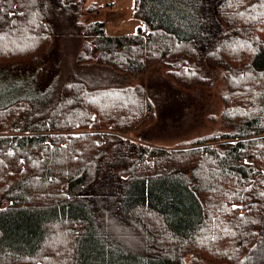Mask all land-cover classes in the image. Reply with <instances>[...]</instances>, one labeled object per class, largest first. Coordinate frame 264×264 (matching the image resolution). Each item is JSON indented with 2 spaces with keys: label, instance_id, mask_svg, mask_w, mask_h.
I'll return each instance as SVG.
<instances>
[{
  "label": "trees",
  "instance_id": "obj_1",
  "mask_svg": "<svg viewBox=\"0 0 264 264\" xmlns=\"http://www.w3.org/2000/svg\"><path fill=\"white\" fill-rule=\"evenodd\" d=\"M87 3L0 0V70L73 28L78 62L141 78L71 80L53 101L0 91V264H191L196 249L264 264V0H135L130 35L79 22ZM155 65L187 90L222 68L221 128L173 147L133 137L155 118Z\"/></svg>",
  "mask_w": 264,
  "mask_h": 264
},
{
  "label": "rangeland",
  "instance_id": "obj_2",
  "mask_svg": "<svg viewBox=\"0 0 264 264\" xmlns=\"http://www.w3.org/2000/svg\"><path fill=\"white\" fill-rule=\"evenodd\" d=\"M135 0H88L82 8L87 14L79 18L85 23L90 18H101L108 35H130L137 32L142 21L135 15ZM92 6V7H91ZM100 14V16H99ZM72 30V31H70ZM58 29L52 37L49 50L35 60L0 70V91L12 88L18 95L47 94L48 100L57 97L60 88L71 80L84 81L90 87L112 84L128 85L140 80L131 74L112 70L109 66L97 62H78L83 47V38L71 28ZM60 34V35H57ZM209 73V85H197L187 90L172 80L163 65L149 68L144 75L146 91L155 104L154 121L147 127L131 133L133 137L143 138L150 145L173 147L194 137L214 132L221 128V113L224 108L222 95L225 92L223 69ZM45 96V95H44ZM30 98V97H28ZM211 117H215L212 120ZM217 242V241H216ZM220 249V247H219ZM230 252L236 249L229 247ZM200 263L191 264H234L221 261L212 254L204 256L196 249ZM242 258V253H239Z\"/></svg>",
  "mask_w": 264,
  "mask_h": 264
}]
</instances>
